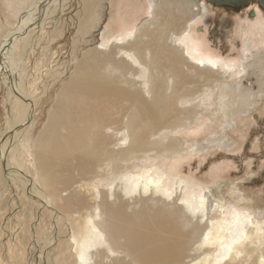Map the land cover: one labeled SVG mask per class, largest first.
<instances>
[{"label":"rangeland","instance_id":"obj_1","mask_svg":"<svg viewBox=\"0 0 264 264\" xmlns=\"http://www.w3.org/2000/svg\"><path fill=\"white\" fill-rule=\"evenodd\" d=\"M11 1L14 0H0L2 30L8 34L15 32L10 50L5 46L0 50V149H3L2 154L0 151V264H68V256L70 253L74 255V250H61V240L69 235L70 224H77L80 228L82 224L78 221L88 214L101 229L104 222L100 203L105 200L111 206L122 203L126 214L136 207H146L145 212L150 213V209L153 211L163 206L188 219V223L183 222L180 227L178 236L170 238V242L175 243L177 255L167 258L164 254L148 264H203L211 261L214 246L207 251L208 247L198 244L200 236L194 233L191 236L187 232L191 226L202 229L206 217L220 211L234 215V210H239L242 215L250 213L264 221V16L260 12L256 10V15L249 17L248 9L243 14L226 17L202 0H194L199 6L198 18L191 20V14H186L184 17H189L193 24L182 25L183 34H173L167 42L189 51V47L197 45L198 50L190 51L191 57L212 58L217 70L223 72H218L222 82L206 85L197 81L184 66L187 88L178 102L172 101L170 105L173 109L192 106L198 112H191L190 118L183 120L177 130H171L164 123L165 127L149 138L136 141L130 155L113 158L109 157V150L126 148L129 144L124 122L138 104L135 97L122 95L117 98L113 113L116 122L98 132L96 141L88 135L81 148L53 154L58 178H48L40 184L33 146L46 126L48 133H61L63 126L57 123L55 112L60 105L61 92L67 88L74 71L87 72L90 66L94 73L101 69V65L98 62L93 64L85 52L93 48L108 52L117 45L133 41L140 26L150 23L153 27L152 9L162 0H95L90 7H84L85 11L82 0H42V11L26 14L24 17L31 19L23 27L20 20L25 10L14 11ZM170 14L176 18L177 12L171 11ZM6 37L8 35L2 38ZM2 38L1 45H4ZM195 39L199 43L194 45ZM147 47L151 54L145 51L144 60L150 57L161 66L163 55L155 54L158 40L149 39ZM113 52L114 57L127 62V87L136 90V96L148 110L146 119L153 117L160 126L159 116L149 112V108L159 104L154 93H158L156 88L160 87L164 70L152 71L143 57L132 51ZM247 64L249 67H245ZM241 67L244 70L235 72ZM152 75L158 76L156 80L150 77ZM147 79L156 85L153 91L148 89V83L143 84ZM167 79L170 83L169 73ZM226 83L234 86L230 94L232 100L238 96V86L251 96L247 95L251 100L249 104L228 118L221 109L219 92V86ZM18 84L25 92V104L29 103L28 111L24 104L21 105L25 112L23 120L17 119L19 113L10 111L11 101L6 98L9 91L14 96ZM198 84L201 86L196 92L189 89ZM165 91L168 92L169 88ZM175 119L174 113L166 121ZM67 120L81 121L73 108ZM97 121L98 115H95L94 121L88 124L90 130L98 128ZM170 138L177 139L180 147L169 155L149 148L155 142L163 144ZM143 169H148L164 185H169L171 199L152 194L153 189L144 194L141 190L133 194L126 191L129 182L124 176ZM201 190L205 195L203 206L195 204ZM185 200L196 205L194 216L186 209ZM237 217L242 218L241 215ZM261 224L264 228V222ZM109 245L113 253L105 244H98L89 250L85 263L138 264V259L129 256L116 243ZM249 246L257 247L254 255H264V243L255 245L252 242ZM251 259L242 252L236 264H246Z\"/></svg>","mask_w":264,"mask_h":264},{"label":"bare ground","instance_id":"obj_2","mask_svg":"<svg viewBox=\"0 0 264 264\" xmlns=\"http://www.w3.org/2000/svg\"><path fill=\"white\" fill-rule=\"evenodd\" d=\"M94 1L95 0H82L83 8L90 7ZM41 2L42 0H14L10 2V6L14 11L19 13L21 10H25L20 20V26L26 25L25 22L31 19L29 16L24 17L26 14H37L42 11L43 4H41ZM161 2L162 3L158 6L154 5L152 9L153 27H151L150 23H145L143 26H140L133 41L127 42L126 45H115L116 47L110 49L108 52H102L96 48L89 49L85 52V56L93 64L98 62L101 65V69L94 73V68L90 66L87 72H83L82 70L81 72L74 71L72 77H70L72 79L67 83V88L61 92L59 97L60 105H58L55 110L57 114V123L63 126L61 133H48V128L46 126L45 130L41 132L40 137L37 139L36 144L33 146L35 155L34 164L40 184H43L45 179L53 177L58 178L57 175L59 173L56 172L55 166L57 165L54 164L55 162L52 158L53 154L62 153L63 151L66 152L71 148L72 150L75 148L78 149V147L81 148L86 144V137L88 138V135L89 137L92 135L91 140L96 141L95 137L98 132H103L107 126L116 122V119L113 118V113L117 106L118 97L128 94L129 97H135L138 104L134 113L124 122V129L126 130V136L129 138V144L126 148L109 150V157L113 158H123L130 155L132 153L133 144L136 141L142 137L149 138L150 135L161 130L163 126L165 127V125H163L164 123H167V126H169L171 130H177L183 120L190 118L191 112L194 114L198 112L192 106L184 109H180L179 106H176V108L173 109L170 105L172 101L177 103L180 96L187 88L184 84L183 75L186 74L184 66L188 67L189 74H192L200 83L208 85L212 82L221 81L218 73L221 71L217 70L215 67L216 63L212 58L205 57L204 59V56H202V58L200 57L201 59L196 58L193 52L194 56L191 57L190 51L198 50L196 47L197 45H195L199 43L197 39H195L196 42L193 41L195 46L189 47L190 51L186 47L180 49L181 47L169 45L167 42L168 37L171 35L183 34L182 25L193 24L189 21V17L184 16L186 14H191V20H194L199 13V6L197 3L194 0H162ZM98 6L94 9L96 10ZM85 8L83 11H85ZM86 11H89V8ZM91 11L93 12L94 10ZM171 11L177 12V14H175L176 18L170 17ZM179 14H182V16L180 17ZM90 21L93 22L92 20ZM188 21L190 23H188ZM82 24L84 25V22ZM89 25L87 26L89 27ZM13 34H15V32L8 34V31L5 32V29L2 30L0 23V37L2 38L8 35V37L4 39L2 38V40H5L4 45H1L0 39V50L3 46L10 50L9 46L13 40H15L14 36H12ZM184 36L187 37L186 35ZM8 38L11 39L8 40ZM153 38L158 40V47L155 50V54L163 55V60L160 61L161 66L156 63V60L150 57L144 60L145 51H148V41ZM178 40H180V38ZM114 50H122L124 53L132 51L134 55H141V57H143L142 59L149 65L152 71L164 70V73H161L163 80L159 88H156L154 82L149 79L143 82V84L148 83L149 90H154L156 88L158 91V93L154 94L158 96L159 104L149 108V112L159 116L158 124L160 126L156 124L153 117L146 119L148 110L145 109L143 102L136 96V90H128L131 89V87H127L129 83L127 79L129 69L127 62L122 58L117 59L114 57ZM147 54L151 53L148 51ZM245 67H249V65L247 64ZM240 70H244V68L241 67L235 72L240 73ZM168 73L171 77L170 83L167 79ZM150 77L156 80L158 76L152 75ZM119 85H125V87H120ZM20 86L22 85L18 84L17 87L15 85L14 96L11 94L12 92L9 91L6 98L8 101H11V104H9L10 111L12 110L19 113L16 116H19L17 119L19 120L21 118V120H23L25 112L21 110V105L24 104V107L28 111L29 103L25 104V92ZM200 86L201 85L198 84L189 89L196 92ZM167 87L169 88L168 92L165 91ZM219 87L221 109L226 118L236 114L243 105L251 102L250 98H247V95L250 96V93H246L247 90H244L242 87L238 86V96L235 100H232L230 97V94H232L234 90L233 85L226 83ZM72 108L77 112L81 121L75 122L67 120ZM174 113L176 114V119L167 122L166 119ZM95 115H98L97 123L99 126L95 131H92L89 129L88 124L94 121ZM143 118H145V120H143ZM115 129L118 130L117 127H115ZM179 147V141L170 138L163 144H161V142H155L149 148H155L156 151L169 155L177 151ZM0 151L2 154L3 149L1 148ZM88 152L90 151L87 150V153ZM81 153L83 154V152ZM90 153L93 154L92 151ZM67 154L69 155V153ZM75 155L76 154H74V157L78 158ZM111 169V167L108 169L109 172ZM124 178L129 182L126 191L131 194L139 190H141L143 194L149 193L151 189H153L152 194L158 193L166 198L171 195V189L168 187L169 185H164L160 178L150 173L148 169H143L138 173H129L125 175ZM202 194L203 191L201 190L197 195L195 204L200 206L205 205V195ZM100 204L103 206L100 215L103 214L101 220L104 222V226L101 227V229L98 228L93 222V219L87 214L81 221H78V223L82 224L80 228H78L77 224H70L71 230L69 235L66 234L67 237L61 240L63 245L61 250L70 248L74 250V255L68 252L71 254L68 256V264H86L85 259L89 250L91 251V249L98 244H105L107 250L113 253L109 243H116L118 248L122 249L129 256L138 259V264H148L151 260L159 259L164 254L167 258H173L177 255L175 253L176 249L174 248L175 243L170 242V238H176L178 236L180 227H183V222L188 223L187 218L180 217V212H176L170 207L158 206L153 211L150 209L149 211L151 212L148 213L145 212L146 207L141 206L132 208V210L129 208L130 212L126 214L122 203L111 206L105 200ZM184 204L186 209L190 210V214L194 216L196 205H193L190 200H185ZM155 212H157V214ZM234 212L235 214L232 215L229 212L220 211L216 213L215 211V215L212 214L206 217L207 222L202 226V229L199 228V226H191L189 228L187 232L188 235L191 234L192 236L194 233V235L197 234V237L200 236V238H198V244L208 247L207 251H210V248L214 246L212 254L210 255L212 260L204 261L203 264L206 262L208 264H236L238 262L237 258L242 252H244L245 257L252 258L249 263L246 264H264V255L262 253L254 255L257 247L249 246V243L252 242L255 245L264 243V236H262V234H264V228L261 224L264 221H259V219L252 217L250 213L242 215L239 210H234ZM96 215L98 214H95V216ZM237 215H241L242 218L237 217ZM194 230L195 232H193ZM173 234L174 236H170ZM118 240L122 241L118 242ZM66 255L68 254L66 253ZM117 264L121 263L117 262Z\"/></svg>","mask_w":264,"mask_h":264},{"label":"water","instance_id":"obj_3","mask_svg":"<svg viewBox=\"0 0 264 264\" xmlns=\"http://www.w3.org/2000/svg\"><path fill=\"white\" fill-rule=\"evenodd\" d=\"M226 17H234L248 10V16L254 17L256 10L264 16V0H202Z\"/></svg>","mask_w":264,"mask_h":264}]
</instances>
